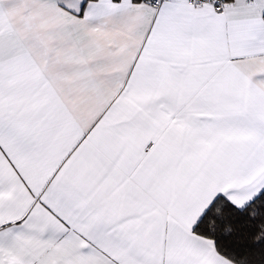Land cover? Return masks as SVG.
Returning <instances> with one entry per match:
<instances>
[{
    "label": "snow or ice",
    "instance_id": "1",
    "mask_svg": "<svg viewBox=\"0 0 264 264\" xmlns=\"http://www.w3.org/2000/svg\"><path fill=\"white\" fill-rule=\"evenodd\" d=\"M0 264H264V0H0Z\"/></svg>",
    "mask_w": 264,
    "mask_h": 264
}]
</instances>
